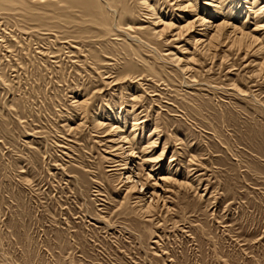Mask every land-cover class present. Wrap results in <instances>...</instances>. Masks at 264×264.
I'll list each match as a JSON object with an SVG mask.
<instances>
[{"label": "rangeland", "instance_id": "1", "mask_svg": "<svg viewBox=\"0 0 264 264\" xmlns=\"http://www.w3.org/2000/svg\"><path fill=\"white\" fill-rule=\"evenodd\" d=\"M61 55L64 67L52 59L40 78L28 62L6 66L14 84L8 91L0 83V264H264V81L248 80L252 66L236 60L225 70L217 61L211 73H197L202 84L195 89L172 80L182 96L151 78L141 81L149 94L138 112L150 117L138 152L155 157L166 144L155 175L176 181L166 185V208L148 217L138 215L104 158L111 157L112 135L64 133L63 125L80 124L73 97L100 86L77 76L67 52ZM6 58L3 65L17 57ZM208 83L220 90L238 84L248 99L209 93L202 88ZM121 87L103 90L117 112ZM157 136L158 147L146 151Z\"/></svg>", "mask_w": 264, "mask_h": 264}, {"label": "bare ground", "instance_id": "2", "mask_svg": "<svg viewBox=\"0 0 264 264\" xmlns=\"http://www.w3.org/2000/svg\"><path fill=\"white\" fill-rule=\"evenodd\" d=\"M0 33L7 45L3 46V55L0 45V83L8 91L14 83L5 78L6 66L23 68L28 62L35 66L36 77L40 78L41 69L53 67L52 59L60 60L56 66L64 67L60 64L65 52L77 76L87 74L90 86L99 84L82 98L73 97L71 106L80 124L74 129L67 125L62 128L64 133L86 129L89 136L97 130L112 135L111 140H106L111 143L107 151L112 150V158H104L117 169L114 171L120 188L133 201L138 215L148 217L166 208V185L176 181L155 175L166 155V144L155 157L142 154V150L138 152L144 139L145 119L150 117H142L144 112H138L143 96L149 94L141 81L151 78L178 93L172 80L181 79L184 86L195 89L202 84L197 73H211L217 61L220 69L230 70L236 60L247 63L246 67L252 66L248 80L259 85L264 81V0H0ZM11 56L17 57L15 64L9 60L3 65V59ZM207 61L210 68L205 70ZM118 83L126 86L120 90V112L103 92ZM203 87L209 93L223 91L224 95L248 99L238 84L227 90L210 83ZM250 99L257 103L253 94ZM19 104V110H25L23 102ZM124 105L128 109L124 110ZM154 122L152 133L159 129L158 121ZM157 137L146 141V151L158 147ZM145 168L146 172L141 171ZM101 185L105 186L102 182Z\"/></svg>", "mask_w": 264, "mask_h": 264}]
</instances>
